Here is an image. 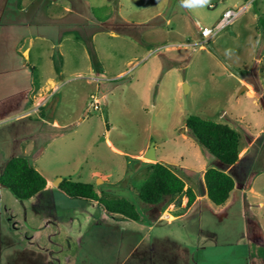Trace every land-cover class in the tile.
<instances>
[{
	"label": "rangeland",
	"instance_id": "1",
	"mask_svg": "<svg viewBox=\"0 0 264 264\" xmlns=\"http://www.w3.org/2000/svg\"><path fill=\"white\" fill-rule=\"evenodd\" d=\"M65 2L0 0V25L13 24L14 42L22 31L19 24L40 7L42 32L62 39L60 51L56 48L54 52L62 53L71 67L82 66L86 53L100 77L98 88L93 80L86 84L81 78L86 73L73 75L68 84L62 77L57 80L58 88L45 93L43 113L53 112L69 122L52 140L38 134L33 138L34 150L28 153V160L35 161L49 181L91 182L100 197H124L145 217L150 204L138 197L136 189L149 175L150 162L159 161L194 184L201 195L205 192L202 171L228 166L187 132L185 120L191 114L229 124L242 141L256 136L249 154L228 168L236 182L242 180L244 169L264 170V0H253L243 14L203 43H199L204 38L203 27L212 26L226 8L242 0H74L83 15L72 25L63 23L68 17L61 10ZM58 14L59 20L53 18ZM54 21L58 27L47 24ZM45 43L41 52L53 53ZM12 47L5 48L13 53L9 51ZM37 49L35 46L31 53L39 52ZM18 97L30 101L22 94ZM7 124L0 123V135ZM151 144L156 160L143 156ZM258 183L264 192V174ZM1 191L0 264H81L82 258L84 264H100L96 256L99 244L88 235L83 238L78 262L72 253L76 234L98 232L96 226L84 231L87 220L100 213L94 202H65V196L53 186L22 200L8 189L4 194ZM257 202L254 207L261 215L264 200L263 207ZM200 207L204 226L210 220L222 221V212L213 206L208 210L201 203ZM70 212L76 215L74 222L67 218ZM242 223L236 211L231 219L219 222L224 230L200 235L203 243L217 244L219 253H213L204 264L241 263L237 255L242 256L247 249L243 243L250 241L248 233H242ZM182 237L195 240L189 233ZM149 257L142 248L121 264H148ZM107 264L119 262L111 259Z\"/></svg>",
	"mask_w": 264,
	"mask_h": 264
},
{
	"label": "crops",
	"instance_id": "2",
	"mask_svg": "<svg viewBox=\"0 0 264 264\" xmlns=\"http://www.w3.org/2000/svg\"><path fill=\"white\" fill-rule=\"evenodd\" d=\"M61 10L68 14V17L63 21L68 25L74 24L83 15L80 6L75 4L74 0H66ZM53 18L59 20V14ZM54 22L47 24L58 27V22ZM98 23L103 22L98 20ZM43 26V12L40 7H35L31 17L19 24L18 27L22 28V31L16 34V42L13 41V24L0 25V95L3 94L2 97L0 96V118L3 120L0 123H10L0 135L2 142V146H0V172L5 162L13 156H24L28 159V153H32L34 150L33 138L35 134L52 140L59 135L58 129L69 125V122L60 120L55 113L45 115L42 111V108L47 104L45 93L58 88L57 80L59 78L66 77L64 84H68L74 80L73 75L86 73V77H81L86 79V84H91V80H93L95 87L98 88L99 86L100 77L97 71L93 69L90 57L85 53L86 59L81 60L84 63L86 61V65L82 63V66H69L68 60L64 58L62 53L56 54L54 52L56 48L60 51L62 39L56 38V35L42 32ZM97 27L101 29V25ZM95 35L94 32L93 36ZM74 39L77 38L74 36ZM12 42L15 44L13 45ZM45 42L50 46V49H53V53L41 52V47ZM10 44L13 47L9 51H13V53L8 52L5 48ZM35 46L39 48L37 49L39 52L31 53ZM90 74L93 75L90 76ZM250 92L253 94L251 90ZM20 94L30 101H21L18 97ZM8 96L15 98L12 101L2 100ZM54 109H57V105ZM255 137L243 141L239 158H244L249 154V148ZM31 164L42 174L35 161ZM232 165H228L224 171L229 174L228 168ZM204 171L205 169L201 176H203ZM263 174L264 170L262 169L256 171H252L251 168L248 171L244 169L242 170V180L239 182H236L234 176L230 174L234 179V188L226 202L221 206L211 204L206 195V188L205 192L200 195L194 188V184L184 180L185 187H191L196 194L195 200L190 206H186L187 197L185 195L167 196L157 204L150 205V210L147 211L145 217L140 215L137 220H130L120 214L107 213L101 205L94 202L93 204L99 207L100 213L94 219H88L86 228L83 226L81 230L84 228V231L89 232L93 226L99 229L98 232L95 230L93 235L91 233L76 234L73 242L74 250L72 251L73 254H76L74 262L81 259L79 250L83 249V238L88 235L90 239L94 240V243L99 244L96 247L99 249L96 256L97 262L100 264H107L111 259L121 264L129 256L139 253L142 248L147 249V252L150 253L148 264H204V260L208 262V258L210 259L215 255L213 253H219L216 252L218 251L217 244L203 243L200 235L203 233L213 235V233H218V230H224L225 226L219 225V222L222 223L224 220L231 219L235 216V212L239 211V216L243 219L242 233H248L250 241L243 243L244 246L247 245V249L243 251L242 256L238 253L237 259H241V263L238 264H242V262L243 264H264V210L259 215L254 207L256 201H258V206L263 207L264 192L258 183ZM60 180L51 182L46 178V187L35 195L44 193L52 186L63 194L57 188ZM7 189L0 184V190L3 194ZM63 195L65 202L82 200ZM201 203H204L208 210L211 205L218 212H222V221L210 220L204 226V216L200 210ZM67 218L70 222H74L76 215L74 212H70ZM124 219L127 221H123ZM180 233H189L195 240L189 242L183 237L181 238L182 234L180 235ZM108 246L112 248L110 252L107 250ZM209 247H212L211 251L205 253ZM204 253L205 257L203 256ZM65 261L70 263L71 256H66ZM84 262L86 259L82 258L81 264Z\"/></svg>",
	"mask_w": 264,
	"mask_h": 264
},
{
	"label": "trees",
	"instance_id": "3",
	"mask_svg": "<svg viewBox=\"0 0 264 264\" xmlns=\"http://www.w3.org/2000/svg\"><path fill=\"white\" fill-rule=\"evenodd\" d=\"M187 132L192 134L201 148L224 165L234 164L243 146L241 134L227 123L191 114L185 120ZM150 173L136 189L138 197L154 205L164 197L185 195L186 206L195 200L191 187H185L184 179L162 162H150ZM206 195L214 206L223 205L234 188V179L224 170L207 167L203 173ZM0 184L7 187L19 199H28L46 187V178L24 156L9 158L1 172ZM57 188L69 198L97 202L110 214H120L130 220L140 216L136 206L124 197L104 199L93 183L63 178Z\"/></svg>",
	"mask_w": 264,
	"mask_h": 264
},
{
	"label": "built area",
	"instance_id": "4",
	"mask_svg": "<svg viewBox=\"0 0 264 264\" xmlns=\"http://www.w3.org/2000/svg\"><path fill=\"white\" fill-rule=\"evenodd\" d=\"M252 1L253 0H242L241 4L226 8L212 26L203 27L204 38L199 43L207 42L212 39L220 30H222L224 27L233 22L237 17L243 14Z\"/></svg>",
	"mask_w": 264,
	"mask_h": 264
},
{
	"label": "water",
	"instance_id": "5",
	"mask_svg": "<svg viewBox=\"0 0 264 264\" xmlns=\"http://www.w3.org/2000/svg\"><path fill=\"white\" fill-rule=\"evenodd\" d=\"M184 91H187L186 84H183ZM143 156L150 160H156L155 154H154V148L152 144L147 148V150L143 153Z\"/></svg>",
	"mask_w": 264,
	"mask_h": 264
}]
</instances>
